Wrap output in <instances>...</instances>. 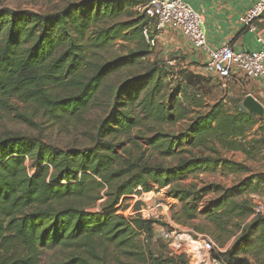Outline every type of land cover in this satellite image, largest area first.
Returning a JSON list of instances; mask_svg holds the SVG:
<instances>
[{"label": "trees", "instance_id": "trees-1", "mask_svg": "<svg viewBox=\"0 0 264 264\" xmlns=\"http://www.w3.org/2000/svg\"><path fill=\"white\" fill-rule=\"evenodd\" d=\"M138 3L82 0L56 14L0 10V112L20 102L45 112L55 123L83 120L97 106L99 95L108 87L107 79L143 60L156 47L146 40L145 30L150 38L154 32L146 14L134 10ZM123 17L124 21L116 22ZM118 39L145 47L105 62L97 59L100 51ZM164 71L159 65L148 68V73L118 88L88 148H58L12 132L0 138V264H41L44 249L57 246L82 247L90 254L60 264H106V258L96 252L99 244L117 248L128 259L126 264H188L185 254L155 252L145 245V237L153 235L155 220L123 213L132 195L150 192L154 184L169 188L167 195L178 200L173 220L179 226L195 227L202 216L220 231L221 239L234 218L252 217L247 234L225 254L227 264H250L241 254L264 256V216H253L249 201L235 199L249 187L257 193L258 178H246L230 188L183 184L192 174L215 172L219 166L231 172L245 169L220 158V148L254 156L253 147L261 140H247V135L257 115L244 110L242 103L235 113L221 102L201 111L198 94L192 97L193 107L180 98L166 103L161 95ZM19 117L35 123L29 113H19ZM188 117L191 123L179 136L156 126H148L150 137L133 133L144 125ZM141 138L158 157L179 158L178 162L169 166L146 161L144 156L132 157L127 143H139ZM27 157L37 166L32 174ZM210 193L216 198L204 206ZM99 201L101 210H93ZM247 240L249 244H242Z\"/></svg>", "mask_w": 264, "mask_h": 264}, {"label": "rangeland", "instance_id": "rangeland-1", "mask_svg": "<svg viewBox=\"0 0 264 264\" xmlns=\"http://www.w3.org/2000/svg\"><path fill=\"white\" fill-rule=\"evenodd\" d=\"M80 1L82 0H0V10H28L43 14H56L70 4ZM140 5L141 3L135 4L134 10L142 14ZM125 19L126 17H123L116 22H121ZM103 21H101V24H103ZM144 47L143 45H138L136 42L118 39L109 48L100 51L97 59L105 62L120 56H127L132 51H142ZM158 65L165 69V86H163L161 95L164 96L166 103L177 101V98H180L181 102L186 106L193 107L195 102L192 101V97L198 94L203 102L199 110L206 111L211 105L221 102L226 110L235 113L239 110L242 99L245 97L241 88L232 85L230 81L225 83L217 75L206 72L203 67L199 69L197 65L190 62L187 53H184L180 49L165 47L162 42H159L158 37L156 47H153L152 52L143 60L122 67L107 79L108 87L106 89L104 88L103 92L99 95L97 106L91 109L83 120H77V122H68V120H65L60 123H55L45 112L40 110L36 112L32 107L25 106V104L20 102H14L12 109L8 112H0V138L12 132L40 139L58 148L67 149L73 146L88 148L93 145V139L98 136V127L111 110L113 95L118 88L125 81L148 73V68ZM180 90H182L181 94ZM185 90L189 94L188 97L185 96ZM19 113H29L35 123L33 125L25 123L19 117ZM190 116L194 117L195 114L192 113ZM190 123V117L178 122H167L161 125H154L152 123L142 126L141 131L136 130L133 133L142 138L150 137L153 133L149 131L148 126H156L162 128L167 133L179 136L184 134ZM247 136V140H261L260 143L253 147L254 156L249 157L243 152L229 151L223 147L220 148V158L233 160L241 164L245 169L238 170V172H231L229 169L219 166L215 172L192 174L183 184L189 185L196 183L199 187L205 184H220L226 188H230L240 184L246 178L255 176L258 178L256 180L261 182L260 188L255 194L256 198L264 197V143L262 141V137L264 136V120L261 117L255 116V124ZM142 138L139 139V143H127V147L132 152V157L144 156L143 158L146 161L164 163L169 166L175 165L178 162L179 158L174 159L173 157H169L162 159L158 157ZM122 142L125 143L124 141ZM217 146L221 145L218 144ZM26 163L30 173H34L37 166L31 157H27ZM153 186L154 188L150 192L132 195L126 203L129 205V208L123 212L125 215L130 216L137 214L136 212L143 207H150L151 210H154L155 215L150 219L155 220V230L152 236L145 237V245L155 252L161 249L170 254H176L178 253L177 248L167 242L164 238V233L178 230L175 237H178L179 234H190L195 239L211 241L213 243L212 256L221 259L222 264H227L228 261L225 254L233 251L237 247L240 239L244 237L245 233L247 234V230L252 223V217L248 219H244L243 217L234 218L233 224L228 228L227 234L219 239L218 234L220 231L215 228L213 223L207 221L202 216L195 221V225H193L195 227L179 226L173 220V209H177L176 206L179 204L178 200L167 195L169 188H159L155 184ZM249 189L250 187L241 194L235 195V199L239 202L249 201L253 207V193ZM214 198H216V195L210 193L203 202L204 206L208 200ZM101 202L99 201L98 205L92 209L95 211L101 210ZM158 205L159 207H157ZM197 228L203 231H198L199 229ZM242 244L247 245L249 242L247 240ZM191 248V254L184 255L186 256L188 264H210L208 260H205L203 263L199 262V253L203 254L204 252L197 251L193 246ZM96 252L101 257L106 258V264L128 263V259L124 255L121 256L119 250L114 246L108 245L106 247L105 245L99 244L97 245ZM78 255L90 256L89 252L82 247L57 246L45 248L41 255V264H60ZM240 256L248 258L251 262L250 264H264V256L262 255L257 258L251 256V254H241ZM206 258L205 255L202 256L203 260Z\"/></svg>", "mask_w": 264, "mask_h": 264}, {"label": "built area", "instance_id": "built-area-1", "mask_svg": "<svg viewBox=\"0 0 264 264\" xmlns=\"http://www.w3.org/2000/svg\"><path fill=\"white\" fill-rule=\"evenodd\" d=\"M139 1L141 2L140 11L146 14L149 25L154 32V36L150 38L148 30H145L147 41L152 46L157 45V39L161 32L167 29L178 31L182 33L193 49L207 55V60L202 66L203 69L208 73L217 75L225 83L240 75L242 78L250 80L264 79V50L236 51L230 43L215 49L210 48L205 18L199 10L187 1ZM258 20H262L264 25V0H257L247 14L241 18L242 25L252 32H257ZM136 213L144 219H150L155 215L154 210H151L150 207H143ZM256 215L264 216V197L254 199L253 216ZM177 231L164 233L167 242L178 250V253L172 255H189L192 251L191 246H193L197 251L204 252L203 254L207 257L203 260L202 256L204 255L199 253V262L203 263L208 260L210 264H222L221 259L212 256L213 243L211 241L195 239L190 234H179L178 237H175Z\"/></svg>", "mask_w": 264, "mask_h": 264}, {"label": "crops", "instance_id": "crops-1", "mask_svg": "<svg viewBox=\"0 0 264 264\" xmlns=\"http://www.w3.org/2000/svg\"><path fill=\"white\" fill-rule=\"evenodd\" d=\"M199 10L205 18L207 40L210 48L230 43L236 51L264 50V25L257 21L258 30L252 32L242 25L241 18L257 0H185ZM260 38L262 39L260 41ZM165 47L180 49L189 55L190 62L200 69L207 60L205 53L193 49L182 33L167 29L159 34ZM246 95L251 94L264 105V79H246L242 75L230 80ZM243 101V99H242ZM261 117V116H258ZM264 120V116L261 117ZM241 152V151H239ZM253 193V200L256 198Z\"/></svg>", "mask_w": 264, "mask_h": 264}, {"label": "water", "instance_id": "water-1", "mask_svg": "<svg viewBox=\"0 0 264 264\" xmlns=\"http://www.w3.org/2000/svg\"><path fill=\"white\" fill-rule=\"evenodd\" d=\"M242 107L251 114L261 117L264 116V105L251 94L244 97Z\"/></svg>", "mask_w": 264, "mask_h": 264}]
</instances>
